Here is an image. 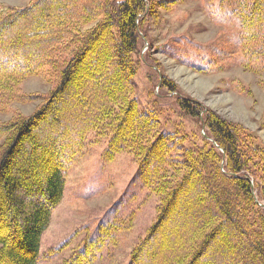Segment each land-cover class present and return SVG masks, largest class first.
<instances>
[{
  "label": "trees",
  "instance_id": "trees-1",
  "mask_svg": "<svg viewBox=\"0 0 264 264\" xmlns=\"http://www.w3.org/2000/svg\"><path fill=\"white\" fill-rule=\"evenodd\" d=\"M182 2L0 5V112L11 113L0 120V219L5 216L10 229L0 234V264L38 263L40 237L63 196L65 171L90 131L107 139L105 159L122 150L131 154L142 185L159 199L155 218L126 264H264V141L183 94L163 74L157 78L161 92L154 88L153 96L175 92L174 105L195 127L180 120L169 130L155 109L139 107L134 78L145 45L152 55L161 52L206 73L214 65L212 54L220 55L214 40L207 47L211 54L192 59L181 55L183 37L151 42V20L159 21L160 9L172 11ZM203 3L211 14L212 0ZM218 4L225 8L220 19L228 26L224 36L237 48V63L262 72L264 0ZM147 59L149 64L143 62L157 73L158 60ZM40 74L51 88L24 92L23 81ZM233 90L252 96L247 84L235 83ZM37 100L42 101L29 113L11 108ZM133 218V212L107 209L62 264H94Z\"/></svg>",
  "mask_w": 264,
  "mask_h": 264
},
{
  "label": "rangeland",
  "instance_id": "rangeland-1",
  "mask_svg": "<svg viewBox=\"0 0 264 264\" xmlns=\"http://www.w3.org/2000/svg\"><path fill=\"white\" fill-rule=\"evenodd\" d=\"M30 1L0 0V5L23 7ZM203 1L183 0L172 11L160 9V19L151 20L149 33L154 45L168 38L183 37L181 55L186 59H192L198 53L211 54L207 47L214 40L221 51L219 56L214 53L212 57L208 55L214 61L211 71H197L161 52L152 55L145 50V45L142 60L149 64L147 58L155 57L159 62L158 74L138 60L142 62L138 64L134 80L139 107L155 109L169 130L175 121L180 120L188 128L195 127L194 121L174 105L175 92L162 93L158 99L153 96L151 90L154 88L155 93L161 92L157 78L163 74L176 82L183 94L203 102L228 119L242 123L264 141V70L250 72L237 63V48L224 36L228 26L220 19L225 8L219 6V0H212L213 8L208 14ZM197 45L203 48L197 50ZM235 83L249 85L252 96L245 97L235 92ZM50 88L51 82L46 81L43 74L31 76L22 83V90L27 93H45ZM41 101L14 102L11 108L29 113ZM10 116L11 113L0 112V120ZM84 142V148L65 171L63 196L41 234L37 264H62L63 259L70 257L74 249L92 235L98 218L109 208L118 210L121 215L133 212L134 218L129 228L117 233L113 245L103 248L94 264H126L129 252L156 216L159 199L142 185L131 154L122 150L113 159H105L107 139H96L94 131L87 134ZM9 231V223L3 216L0 219V234L6 235ZM59 248V251L50 252Z\"/></svg>",
  "mask_w": 264,
  "mask_h": 264
}]
</instances>
